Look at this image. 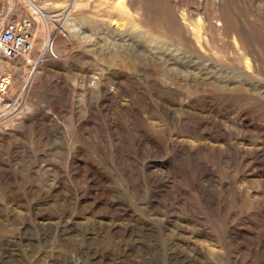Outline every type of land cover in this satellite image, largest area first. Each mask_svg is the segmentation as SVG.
<instances>
[{"label": "rangeland", "instance_id": "1", "mask_svg": "<svg viewBox=\"0 0 264 264\" xmlns=\"http://www.w3.org/2000/svg\"><path fill=\"white\" fill-rule=\"evenodd\" d=\"M146 5L199 36L113 30L96 0H0L3 24H32L0 62V264H264V0Z\"/></svg>", "mask_w": 264, "mask_h": 264}, {"label": "bare ground", "instance_id": "2", "mask_svg": "<svg viewBox=\"0 0 264 264\" xmlns=\"http://www.w3.org/2000/svg\"><path fill=\"white\" fill-rule=\"evenodd\" d=\"M96 2L98 4L105 6L108 16L111 17L109 25H110V28H112L113 30L123 31V29H121V24H120V27L114 24V22H118V21H114L115 17H122L125 15H130L133 20H137V22L141 23L142 26L146 27L149 32L157 35L158 37L166 38L167 40L176 42L178 44H182L183 42L181 37L179 36L180 31L184 30L186 33H194L196 36H199L198 34L194 32L193 28L191 27L192 22L190 21L188 17H186L185 14H183L182 16L183 21L177 19L178 21L177 27L171 26V28H169L163 25L162 23L161 25H158L154 23L153 21H151L149 12L147 10L146 0H96ZM79 3L81 2H78V4ZM37 10L39 12V15L36 14V16H38L36 19H38L39 21H42L40 20V18L44 16L45 13L39 7H37ZM222 12L224 11H220L221 14L216 16V19L223 23V26L221 29H223L227 34H229V36L233 35L234 39L237 40V42L239 43V46L241 45L243 52L245 54H249V52L252 50V46H254L255 44L251 43V41L246 38V35L243 34L239 30V27L237 24L233 23L231 19L230 20L226 19V17L223 15L224 13ZM69 22H70V25H72L71 26L72 31H75L76 30L75 29V25H76L75 19L71 18ZM30 25L32 29V24ZM36 27L38 28L39 26L36 25ZM38 29H39L38 35H41V36L42 34L44 35V31H41L42 29L40 28ZM237 42H235L236 45H237ZM49 45H50L49 41H47L46 45L42 47L41 49L42 57L49 51L50 49ZM25 58H26V55L24 54L21 57V59L25 60ZM0 62H2L3 64L13 69H15L17 66V64H15L12 59L4 57L1 54H0ZM4 79L5 81H9V84H10L11 78L7 77ZM7 89H8V85L5 91ZM1 104L2 103H0V108H1Z\"/></svg>", "mask_w": 264, "mask_h": 264}, {"label": "built area", "instance_id": "3", "mask_svg": "<svg viewBox=\"0 0 264 264\" xmlns=\"http://www.w3.org/2000/svg\"><path fill=\"white\" fill-rule=\"evenodd\" d=\"M31 39L30 25L24 23L3 24L0 20V54L14 59L21 55ZM9 81L0 78V101Z\"/></svg>", "mask_w": 264, "mask_h": 264}]
</instances>
